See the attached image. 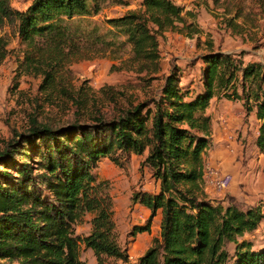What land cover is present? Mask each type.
<instances>
[{"label": "trees", "instance_id": "obj_1", "mask_svg": "<svg viewBox=\"0 0 264 264\" xmlns=\"http://www.w3.org/2000/svg\"><path fill=\"white\" fill-rule=\"evenodd\" d=\"M102 1L29 0L17 9L10 0H0V61L7 52L1 28L8 24L22 46L18 66L41 75L40 89L58 88L59 72L68 64L118 47L96 25L75 19L95 13ZM193 17L173 0H139L137 8L106 21L108 33L122 34L129 44L131 61L151 72L160 68L157 36L173 29L191 32L194 23L186 19ZM205 44L199 57L202 87L191 95L170 68L156 98L130 102L111 118L88 115V124L74 119L53 128L30 119L19 134L22 143L15 140V146L0 150V160L14 167V173L0 169V264H85L80 246L91 251L96 264L110 257L126 262L116 241L106 183L92 173L98 159H115L116 150L144 154L140 164L158 182L156 193L137 192L131 198L149 214L130 236L149 233L157 211L160 219L158 236L130 264H264V244L243 238L261 221L259 207L241 209L231 200L223 206L199 192L209 145L211 120L205 109L210 98L239 100L245 112L253 111L258 120L254 144L264 150V64L243 62L239 53ZM86 214H91L89 233L78 237L71 226Z\"/></svg>", "mask_w": 264, "mask_h": 264}, {"label": "rangeland", "instance_id": "obj_2", "mask_svg": "<svg viewBox=\"0 0 264 264\" xmlns=\"http://www.w3.org/2000/svg\"><path fill=\"white\" fill-rule=\"evenodd\" d=\"M28 1L10 0V4L17 9H23ZM173 1L181 5L184 10L189 9L193 12V19H186L194 23L193 29H190V34L186 28L165 30L157 36L160 68L151 72L140 69L137 62L131 61L130 46L123 41L122 34L108 33L111 26L106 21L107 18L137 8L139 0H104L95 13L90 12L75 18L82 23L96 25L98 32L105 34L107 38L113 37L118 45L113 47V50L105 49L89 58L73 61L59 72L57 87H62L70 91L72 96L78 97L80 99L78 103L60 93L58 88L54 87L51 91L40 89L41 75L25 71L18 66L22 46L18 43L12 26L4 25L1 32L7 37V52L0 61V150L7 148L8 144H11L9 147L15 146L17 144L13 142L15 140L22 143L19 134L23 133L30 124V119L53 128L66 126L74 119L88 124L90 123L86 118L88 115L100 113L111 118L128 107L130 102L156 98L162 77L170 68L178 72L180 87L187 89L186 91L191 95L202 87V64L199 57L206 52V41H211L212 49L239 53L243 62L260 61L264 64V0ZM215 98L223 99L222 101L226 99ZM205 113L209 117L212 116L210 134L216 133L217 130H212V127L214 124L220 126L219 121L227 117L226 110L222 107H210L205 109ZM246 115H241L240 122L242 125L245 124V132L248 134L251 131L248 126H252V120ZM228 129L232 136L229 140L237 142L241 139L240 132H237L235 126ZM210 134L209 145L203 155L205 169H208L207 161L216 165L219 161L214 160L213 150L224 148L229 143L223 135L214 138ZM143 155L120 153L116 150L112 153V158L115 159L109 156L101 157L92 168L95 179L106 183L107 193L111 199L116 241L127 256L126 262L110 257L104 259V264L133 263L150 245L151 238L158 233V218L155 216L150 221L149 233H136L130 236L133 226L145 223L148 214L144 212L143 206L131 201L133 194L158 191V182L151 177L148 168L140 164ZM27 161L35 165L31 160ZM13 168L11 164H4V159L0 160V169L14 173ZM214 168L216 173L226 171L221 165ZM206 187L203 181L199 192L202 196H206L214 191L213 200L204 196L213 203L225 206L228 200H231L239 208H241L239 205L246 207L249 205L235 201L228 195L230 185L223 191L207 187L208 192H206ZM244 206L243 209L246 208ZM90 217L91 214H86L80 222L71 226L76 236L81 237L89 233ZM246 239L251 240L254 245L264 244V230L254 231ZM227 249L230 252L232 246L229 245ZM78 254L85 264H96L89 249L80 246Z\"/></svg>", "mask_w": 264, "mask_h": 264}, {"label": "crops", "instance_id": "obj_3", "mask_svg": "<svg viewBox=\"0 0 264 264\" xmlns=\"http://www.w3.org/2000/svg\"><path fill=\"white\" fill-rule=\"evenodd\" d=\"M223 52L229 51L227 50ZM222 100L212 97L210 98L209 104L206 107V109H209L210 107H222L223 110H226L227 112V117H224L226 121L225 119L222 120L223 122L225 121L224 123L219 121L220 126H216L215 124L213 126L212 123V130L215 129L217 132L211 133L210 135L214 138L223 135L225 140L229 143L224 148L220 147L219 149L215 148L213 150L215 158L214 160L218 159L219 161L217 165L211 161H207L210 165L208 164L206 168H214V166L218 165L225 167V170L231 173L233 178L228 189V195L231 196L235 201H241L243 204L248 203L250 206H255L259 199L264 198V150H259L254 144L258 120L255 118L253 111L244 112V108L239 100L225 99L227 102ZM242 114H247L246 117L252 120V126H248V128L251 129L248 134L245 132V124L242 125L240 122L242 119ZM210 117L212 118V116ZM227 120H229V122ZM233 126L237 128V132H240L241 139H238L237 142L234 140H229V138H232V136L229 134L231 131L228 128ZM207 187L205 190L206 192H208ZM214 193L215 192L212 191V194L208 193L206 196H204L206 199L213 200L214 197L212 196ZM249 205L247 207H250ZM239 206L241 209H243L242 206L244 205ZM144 212L149 214V210L146 208H144ZM155 216L158 218L159 224L160 212L157 211ZM155 216L153 218H155ZM157 232H159V227ZM252 233L245 234L243 238L246 239L247 236H251ZM157 236L158 233L154 235V237Z\"/></svg>", "mask_w": 264, "mask_h": 264}, {"label": "built area", "instance_id": "obj_4", "mask_svg": "<svg viewBox=\"0 0 264 264\" xmlns=\"http://www.w3.org/2000/svg\"><path fill=\"white\" fill-rule=\"evenodd\" d=\"M215 168L205 169L203 171V181L206 186L213 188L216 191H223L229 187L232 182L231 173L224 171L216 173ZM259 207L260 213L262 214V219L258 223L257 228L254 230L259 232V230H264V198L258 200L257 204Z\"/></svg>", "mask_w": 264, "mask_h": 264}]
</instances>
